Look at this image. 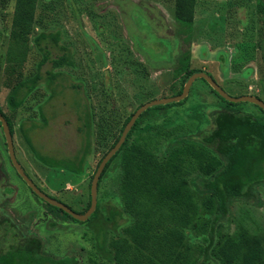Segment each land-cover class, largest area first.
Returning <instances> with one entry per match:
<instances>
[{
    "label": "rangeland",
    "instance_id": "obj_1",
    "mask_svg": "<svg viewBox=\"0 0 264 264\" xmlns=\"http://www.w3.org/2000/svg\"><path fill=\"white\" fill-rule=\"evenodd\" d=\"M177 2L179 5L183 0H38L27 60L11 72L6 54L16 0H0V108L12 117L15 152L40 189L78 213L86 204L90 180L99 161L117 139L127 117L144 103L183 90L191 69L207 72L231 96L254 95L264 100L260 48L264 39V0H195L192 12L177 10ZM57 30L61 32L59 45L68 48L75 65L58 69L63 73L54 83H48L47 71L52 62H46L41 68L43 78L39 86L13 113L7 103L10 87L6 83L13 85L20 77L37 72L43 50L36 45L35 37L41 31ZM42 45L51 58L65 52L51 39ZM221 52H226V63L218 59ZM187 97L166 116L145 119L133 131L130 142L140 133H157L152 129L157 123L163 131L162 153L170 147L167 137L174 125L179 121L200 124L204 115L200 108L211 109L210 105H218L222 99L203 77L193 82ZM241 104L260 109L252 102ZM84 107L90 110L92 118L91 155L86 173L80 179L66 175L64 183L60 179L62 170L48 168L35 159L20 124L23 122L25 129L30 130L33 144L42 156L73 157L87 142L80 131ZM7 154L10 158L0 121V195L4 193L0 197V219L6 214L25 234L41 237L46 254L57 258L76 255L78 264H90L95 232L92 218L89 219L92 214L77 222L63 211L54 208L55 211L36 196ZM119 172L111 171L103 180L98 191L100 205L104 198L109 207L116 205L112 197L117 200ZM257 189L258 203H234L221 231L233 233L245 226L264 242V186ZM5 191L13 193L4 199ZM100 213L106 218L102 209ZM126 221L127 217L118 219L119 224ZM2 235L0 231V249L5 250L8 244L3 245ZM192 236L193 241L204 238L196 231Z\"/></svg>",
    "mask_w": 264,
    "mask_h": 264
},
{
    "label": "trees",
    "instance_id": "obj_2",
    "mask_svg": "<svg viewBox=\"0 0 264 264\" xmlns=\"http://www.w3.org/2000/svg\"><path fill=\"white\" fill-rule=\"evenodd\" d=\"M193 3L195 0H183L180 7L178 2L176 7L180 11L183 9L181 12H192ZM37 5L38 0H16L6 54L11 72L22 67L27 60ZM180 17L186 22L191 21ZM48 39L59 45L61 32L41 31L35 37L36 45L43 50L37 72L30 77H20L13 85L6 83L10 87L7 103L13 113L39 86L43 78L41 68L46 62H52V68L47 71L48 83H54L63 73L58 69L75 65L71 54L66 51L68 48L63 45L59 46L65 52L51 58L49 51H45L46 47L42 45ZM260 48L264 61V39ZM218 59L226 63V52H221ZM199 71L191 69L183 85ZM215 92L222 98L219 104L210 105L211 109L208 106L200 108L204 120L201 119L198 125L186 121L174 125L167 137L170 147L162 153L160 134L163 131L157 123L152 126L157 133H140L133 142H130V136L142 126L145 119L158 120L166 116L173 106L183 104L188 97L149 107L136 120L99 179L98 191L109 172L120 170L117 200L112 197L116 205L109 207L104 198L101 205L97 203L89 217L95 228L90 264H264V242L260 237L245 226L227 234L220 229L234 203H258L257 187L264 186V109L260 106V111L248 108L241 102L229 101ZM0 112L8 120L14 136L12 117L1 108ZM81 112L83 124L80 131L86 135L87 142L83 150L73 157L42 156L33 144L30 130L25 129L23 122L20 124V131L35 159L48 168L62 170L64 174L60 179L64 183L66 175L80 179L86 173L88 156L92 151L91 112L86 108ZM40 114L44 117L42 108ZM133 114L127 117L110 149L120 139ZM8 159L12 163L9 155ZM17 159L19 161L18 156ZM94 175L90 180L86 204L79 213H85L91 206ZM12 193L5 191L4 199ZM3 196L4 193L0 195L1 198ZM44 202L53 209L63 211L73 220L83 222L63 209ZM101 209L106 218L100 213ZM123 217H127L128 221L119 224L118 219ZM94 222H97V227ZM0 231L3 245L8 244L5 250L0 249V264H78L76 255L57 258L46 254L43 239L34 234H25L23 228L6 214L0 219ZM194 231L203 234L204 238L193 241Z\"/></svg>",
    "mask_w": 264,
    "mask_h": 264
},
{
    "label": "water",
    "instance_id": "obj_3",
    "mask_svg": "<svg viewBox=\"0 0 264 264\" xmlns=\"http://www.w3.org/2000/svg\"><path fill=\"white\" fill-rule=\"evenodd\" d=\"M198 77H203L205 78L211 85L212 87L224 98H226L229 101L232 102H242V101H247V102H252L260 106L261 108L264 109V100L254 96V95H242V96H231L211 75H209L207 72H197L194 73L186 82L183 91L179 95H174L170 97H165V98H160V99H154L151 100L147 103H144L141 107H139L134 114L132 115L131 119L128 121L126 126L124 127V130L121 134L120 139L118 142L115 144L112 149L108 151V153L105 155V157L102 159L92 181V187H91V194H92V202L90 208L85 212V213H78L74 211L71 207L66 205L65 203H62L58 201L57 199L51 197L49 194L44 192L42 189L38 187V185L33 181V179L27 174L25 169L22 167L20 162L17 159L16 153H15V145H14V138L13 134L11 132V128L9 126L8 120L6 117L3 115V113L0 112V121L2 123V127L4 129V133L6 135L7 139V144H8V149L10 153V158L12 161V164L18 171V173L21 175V177L26 181V183L29 185V187L44 201L57 206L70 215H72L74 218L79 219V220H86L96 209L97 203H98V185H99V179L100 176L108 163V161L115 155V153L120 149L124 141L126 140V137L128 135V132L131 130L133 125L135 124L136 120L139 118V116L149 107L159 105V104H166V103H171L175 101H180L184 98H186L189 94L190 87L193 84V82L198 78Z\"/></svg>",
    "mask_w": 264,
    "mask_h": 264
},
{
    "label": "flooded vegetation",
    "instance_id": "obj_4",
    "mask_svg": "<svg viewBox=\"0 0 264 264\" xmlns=\"http://www.w3.org/2000/svg\"><path fill=\"white\" fill-rule=\"evenodd\" d=\"M13 138H14V136H13ZM15 145V144H14ZM16 153V152H15Z\"/></svg>",
    "mask_w": 264,
    "mask_h": 264
}]
</instances>
